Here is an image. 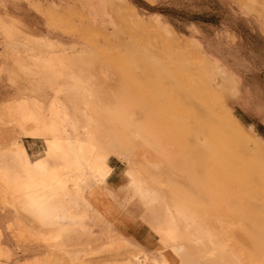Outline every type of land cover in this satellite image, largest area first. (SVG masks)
Instances as JSON below:
<instances>
[{"label": "rangeland", "instance_id": "374dc122", "mask_svg": "<svg viewBox=\"0 0 264 264\" xmlns=\"http://www.w3.org/2000/svg\"><path fill=\"white\" fill-rule=\"evenodd\" d=\"M0 20L11 29L13 46L24 56L19 66L9 58L0 64V113L5 107L14 115L18 112L13 116L17 121L0 124L1 168L13 161L25 167L26 158L40 156L45 140L51 139L46 130L51 113L29 102L21 105L17 87L29 82L48 95L61 89L66 98H57L60 108L68 109L73 118L80 113L83 122L99 131L104 144L111 142L120 149L127 145L136 167L162 186L164 195L195 201H188L185 208L212 230L216 227L213 232L227 235V248L237 252L242 263H255L261 257L256 264H264V0H0ZM26 42H31V48ZM68 51L82 55L80 62L93 70L94 82L105 90L106 95L99 92L96 103L101 107L99 123L89 122L94 116L89 100L93 97L63 77L62 64L55 70L41 64L48 52L61 56ZM208 63L219 65L228 76V80L220 79L222 86L215 88L205 79L203 67ZM5 75L12 79L10 83ZM184 95L190 102L183 100ZM123 107L130 113L128 120L125 113L129 125L117 116ZM227 110L234 115L237 130ZM223 120L231 125L224 127ZM108 122L118 125L114 128ZM138 134L146 140L135 139ZM216 151L222 152L218 155ZM110 159L109 186L119 192L125 184L127 163L119 154H111ZM194 163L202 169L196 166L197 172ZM163 169H167L166 178ZM69 186L73 192L54 223L34 221L18 203L5 202L0 191V264H175L174 255L155 237L153 245L145 247L137 232L123 233L119 227L130 214L141 224L147 219L145 225L155 226L149 209L114 193L113 199L109 195L108 199L89 200L72 183Z\"/></svg>", "mask_w": 264, "mask_h": 264}, {"label": "bare ground", "instance_id": "6f19581e", "mask_svg": "<svg viewBox=\"0 0 264 264\" xmlns=\"http://www.w3.org/2000/svg\"><path fill=\"white\" fill-rule=\"evenodd\" d=\"M13 36L14 35L11 32V29L9 27H7L4 24V22H2L0 20V46L2 48V50L0 51V64H2V62L5 58H9V59L14 61L15 65H18V64L21 65L20 62L23 60L24 56L21 54L22 53L21 50L15 48L13 46V43H12V40H13L12 37ZM15 40H16V38L14 39V41ZM20 42H22V41H20ZM26 43H27V45H25ZM26 43H24L23 46L25 45V46L29 47V45H30V48H31V42H26ZM15 44H16V42L14 43V45ZM30 48H29V50H31ZM67 53H69V51ZM80 53H78V54H80ZM132 54H133V52H132ZM68 55L67 54L61 55V56L55 55V54L52 55L51 53L48 52L47 54L44 55V57L41 58V64L43 67H45L47 69H51V70H55L56 65L62 64V66H63V69H62L63 70L62 71L63 77L66 80L70 81L73 85L80 86L81 89L83 88L85 90V92H88V95L93 97L92 100H91V98L89 100L91 101V104H92V102L94 104V106L92 105V107L90 109L93 112L94 116H92L93 120H91L92 118H90L89 122L91 121L92 123L93 122L99 123V121L101 122V119L99 118V113L101 112V107H98L96 103H98V101H99L98 100L99 99L98 98L99 92L104 91V94H105V90H102L101 85H98L94 82V81H96V77L94 76V74L92 72L93 70L89 69V67L87 68V65L85 67L84 63L82 64L80 62V58H83V57H81L82 55L79 56L80 58L78 56H73L72 53L71 54L69 53ZM41 56H43V55H41ZM132 57H133V55H132ZM148 57H150V56H148ZM63 59L65 62L61 61ZM155 59L152 58L151 60H153V62H154ZM1 60H2V62H1ZM37 60H39V59H37ZM154 64H155V62H154ZM64 66H69V67L64 68ZM0 68H1V66H0ZM18 68H20V67H18ZM129 68H130V66H129ZM203 68H204L203 69L204 71L203 70L202 71H203V73L205 72V74H203L205 76V79L207 80V82L214 85V87L215 86H222L221 85L222 82L220 81V79H222V81L224 78H226L228 80V76L225 74L224 70H222L219 65L208 63L207 66H205ZM9 73H11V72H9ZM49 73H51V72L49 71ZM0 76H2L1 69H0ZM58 76H59V74L57 75V77ZM4 77L6 78L8 83H10V81H12V79L9 76L7 77V75H5ZM64 78H63V80H64ZM227 80H224V82ZM229 82L233 83V81H229ZM24 85L25 86L22 85L21 87H17L18 90L20 91V93L22 94V97H21L22 101L20 102V104L22 105V104H25L26 102L27 103L29 102L32 105H34L36 109L44 108L51 113V117L47 120V126H46V130H48V132H50V134H51V139L45 140L46 143H45V146L43 148L42 153L39 154L40 156H38L37 158H29V156H28L26 158V162H25L26 166L25 167L21 168V166L14 161L11 162V165L7 166L6 168H5L6 165L4 166V168L0 167V191H2V193H3L2 196H3V199L5 202L10 200L13 203L14 202L18 203L19 205L22 206V209L24 208V210H27L32 214V216H33L32 218L36 222H45V220H46L47 222L54 223L56 220H59L58 219L59 218L58 217L59 212L61 213V211H62L61 209L64 207L63 203L66 202V197L69 196L73 192V189L70 190L71 186H69V183H72L73 187H77L78 191L80 190L81 192L85 193V195H87L89 200H94L93 198H96V199L97 198H99V199L106 198V199H108L109 198L108 196L110 195V197H112L111 193H114L115 196H117V197L122 196V198H123V196H124V197L131 198L132 200H134L138 203L137 205H139L140 207H144L145 210L149 209L146 211H148V212L151 211V213L153 215L152 219L154 220V221L153 220L152 221L155 223V226L151 225L149 227V226L145 225L147 222V219H146V222L144 221L145 224H141L142 222H140L139 219L136 216H134V214L133 215L130 214L129 218H128L129 220H126L124 222L121 221V223L119 225L121 231L123 233H128V232L130 233L132 231L137 232L139 234V236L142 237V240H144L146 242L145 247H146V245H148V247L152 246L154 243L152 238L155 237L157 239V242L162 243L164 245V248L166 247L168 249V251L174 255V261H175L174 263L175 264H248V263H246V261H245V263H242L241 262V261H243L242 259L240 261L237 252H235L234 250H231V248L230 249L227 248V246L225 244L228 241V240H226V239H228V237L225 239V236H227V235L224 236V234H221L222 233L221 230H220L221 233L219 232V234L216 233V231L213 232L214 229H216V227L214 228V226H213L214 229L212 230L211 227L209 228V226L205 224L206 222L203 223V221L200 217L195 216L194 212L192 213V211H190L189 208L188 209L185 208L188 201L191 202L192 200L191 201L189 199L185 200L186 197L181 198V200H179V199H174V198H171L169 196L164 195V193L161 191L164 188L160 185H157V183L155 184L154 182H156V181H150L148 179V177L146 176V174H144L141 171V169H138L136 167L135 162H133L131 160V155H133V154L130 155V152L126 151L127 147H125V146H127V145L123 146L125 149H123V148L120 149V148L116 147L114 144H112L111 142L104 144L100 138L99 131L97 132L96 128L93 125H89L88 121L86 123L83 122V120H81V118H80V113H79V116L77 118L74 117L75 118L74 119L69 114L68 109H64L62 107V105L60 108L57 104L58 103L57 98L58 97H61V98L65 97V94L61 91V89H55L53 94L48 95V93L46 94L45 92H43L39 88L35 87L33 84H30L29 82L24 84ZM159 88L160 87H158V89ZM107 90L108 89H106V92H107ZM119 90L120 89H118V91ZM122 90H123V88H122ZM122 90H120V91H122ZM126 90H124V91H126ZM123 92L121 94L123 96H125V94L127 92H125L124 94H123ZM160 92H161V90H160ZM111 93H112V91H111ZM128 94L129 93H127V95ZM156 94H157L156 96L158 98V93H156ZM161 94L163 95L162 92H161ZM162 95H159V96H162ZM128 96H130V95H128ZM128 96H125V97H128ZM173 96H175V95L173 94ZM192 96H193V94L191 95V97ZM194 97H195V95H194ZM88 98L86 95V100H88ZM120 98H124V97H120ZM157 98H156V100H158ZM188 98L189 97H186L185 95L183 96V100H185L186 102H190L188 100ZM95 100L96 101L98 100V101L96 102ZM183 100H182V102H183ZM103 108L104 107H102V109ZM106 108H107V106L105 107V109ZM9 109H11V108L5 107L4 112L1 111L3 113H0V124L6 125V124H9L13 121H17L15 119H13V116L15 117L16 115H18V112H15V115H14V113L9 112ZM124 109H125V107H123V110ZM120 110L119 109L117 110L118 111L117 113L119 114L117 116L120 119H122V121H124L127 125H129L130 122L128 123L127 120H128V118H130V116H129L130 113L129 114L126 113L125 112L126 109L124 111L122 109H120ZM77 111H78V108H77ZM206 111H208V110L206 109ZM227 111H229V110H227ZM92 112H91V114H92ZM108 113H109V111H108ZM108 113L107 114L104 113V114L106 116H108ZM125 113L128 114L129 117H126L127 115H125ZM162 113L163 112H161V114ZM228 113H229V115L228 114H226V115H228V116L232 115V113L230 111ZM104 114H103V117H105ZM169 114H170V112H169ZM204 115H205V113H204ZM171 116H173V117L175 116V118L180 117V116H177L176 114L175 115L172 114ZM208 116L206 117L207 119L210 118V117L208 118ZM125 117L127 118V120ZM232 117L234 119V115H232ZM131 118H132V116H131ZM134 118L135 117H133V120H135ZM178 119L180 121V119H182V117H180ZM200 120L203 121L204 119L200 118ZM102 121H104V120H102ZM136 121H138V120H136ZM223 121H225V120H223ZM227 121H228V119H227ZM229 121H230V119H229ZM133 122H135V121H133ZM236 122H237L236 119H234V121L232 123H233L234 128L237 130V128H239V127H238V124L237 125L235 124ZM208 123H209V121H208ZM225 123H226V121L223 122V124H225ZM229 123L227 122V124H229ZM227 124H225L224 127ZM105 125H106V123H105ZM116 125H118V123L117 124L114 123V126L113 125H111V126H113L115 128ZM229 125H231V124H229ZM107 126L108 125H106V127ZM144 129H145V127H144ZM111 130H113V129H111ZM145 131H146V129H145ZM209 131H210V129H209ZM109 132H110V130H109ZM192 132H193V130H192ZM246 132H248V131H246ZM106 133H108V132L106 131ZM135 133L131 132L132 135H134ZM145 133H147V132H145ZM212 133H213V131H212ZM139 134H140V132H139ZM215 134L217 135V133H214V135ZM240 134H242V133H240ZM129 135H130V132H129ZM136 135H134V136H136ZM143 135H144V133H143ZM108 136H109V133H108ZM134 136H132V138L130 136L129 137L131 138V140H134L133 139ZM139 136H141V135H139ZM139 136L135 137V139L140 138L138 140H142V137H144V136H141V137H139ZM244 137H242V138H244ZM112 138H113V136H112ZM202 138L203 137L201 136V139ZM247 138H250V137H247ZM197 139H196V141H197ZM201 139H199V140H201ZM205 139H206V137H205ZM211 139H213V138L211 137ZM259 139H261V138H259ZM259 139L257 141H259L260 148H261L264 145V144L261 145L262 141H264V140H263V137L261 139L262 141ZM145 140H146V138H145ZM135 141L136 140H134V142ZM206 142H205V144H206ZM127 143H128V141H127ZM214 143H215V141H214ZM115 144H117V142ZM242 145H244V142ZM256 146L254 145V147H256ZM154 147H156V145H154ZM206 147H207V145H206ZM246 148H247V146H246ZM224 150H226V149H223V151ZM262 150L264 152V149H262ZM251 151H253V149ZM260 151L261 150H259L258 152H260ZM220 152H222V151H220ZM220 152H219V154H220ZM113 153L119 154L120 157L122 159L126 160V163H127V171H126L127 176L125 178V184H124V187L122 190H120V188H119V190H120L119 192L118 191L117 192L111 191V189H110L111 186H109V183H110L109 177L113 172V169H112V166L110 163V160H111L110 158H111V154H113ZM216 153L218 154L217 151H216ZM223 153H225V152H223ZM261 155H263V154H261ZM48 156H50L49 162H47ZM11 157L14 159V156H11ZM223 157H221V158H223ZM189 158L191 159V157H189ZM193 158L196 160L195 157H193ZM221 158H220V160L222 161ZM249 158H250V156H249ZM143 159H144V161L146 160L145 158H143ZM225 159L228 160V158H225ZM262 159H260L259 161H261ZM255 160H256V158L253 159V161H255ZM243 161L247 162L246 160H243ZM262 162H260V163L263 165L264 162L263 163ZM196 163H198L197 160H196ZM196 163L193 164V165H195V167H193L195 170H196V166L198 168H201V167H199V165H196ZM257 163H259V162H257ZM147 164L148 163L146 162L144 165H147ZM225 164H227V163H225ZM193 165H191L190 167H192ZM216 165H218V164H216ZM227 165H229V164H227ZM145 167L146 166H144L143 168H145ZM201 169H199V170H201ZM165 170H167V169H165ZM165 170L163 169L164 172H162L163 177H165L164 176V174L166 172ZM217 170H219V169H217ZM174 171H176V170H174ZM196 171L198 172V170H196ZM212 171L214 173H216L214 170H212ZM180 172H182V171H180ZM222 172L225 173L224 169ZM226 172H228V171H226ZM252 172H254V171H252ZM195 174H197V173H195ZM152 175H153V173H152ZM219 175H221V172ZM251 176L254 177V175H251ZM255 177H256V175H255ZM225 179H227V178H225ZM157 180H159V179H157ZM188 182H190V181H188ZM159 183H161V182H159ZM182 183H183V181H182ZM192 186H193V184H192ZM119 187H121V185ZM184 196H186L185 191H184ZM198 196H199V193H198ZM117 197H116V199H117ZM187 197H188V195H187ZM113 198L114 197H112V199ZM106 199H105V201H106ZM112 199H111V201H112ZM182 199H184L185 201ZM96 201H98V199ZM91 202L93 203L94 201H91ZM194 202L195 201H193L191 203H194ZM90 205H91V203H90ZM139 206H137V207H139ZM98 209H100V211H101V207ZM109 211H110V208H109ZM140 211H141V213H143L142 210H140ZM112 212H114V211H112ZM146 214L148 215V213H146ZM113 215H114V213H113ZM69 217H71V216H69ZM205 221H206V219H205ZM119 222H120V220L118 219V223ZM153 222H152V224H153ZM57 223H56V225H57ZM148 223H150V222H148ZM158 225H160V226H158ZM119 227H118V229H119ZM262 227L264 228V225ZM219 229L217 228V230H219ZM258 229H260V227ZM252 230H254V229L252 228ZM118 233H119V231H118ZM256 234L259 235L258 232H256ZM261 237H259V239H261ZM261 240L264 241L263 237ZM230 246H228V247H230ZM155 254H157L156 251H155ZM247 255H248V253H247ZM137 258H138V256H137ZM259 259L258 258H257V260L255 259V261H253L255 263H252V261H250V260H249V262L251 264H256L257 262H261L262 258L259 257ZM138 262L139 263L141 262V260L139 258H138ZM148 264H150V263H148ZM166 264H168V262H166Z\"/></svg>", "mask_w": 264, "mask_h": 264}]
</instances>
